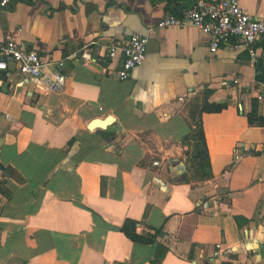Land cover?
Returning a JSON list of instances; mask_svg holds the SVG:
<instances>
[{"label": "crops", "instance_id": "crops-1", "mask_svg": "<svg viewBox=\"0 0 264 264\" xmlns=\"http://www.w3.org/2000/svg\"><path fill=\"white\" fill-rule=\"evenodd\" d=\"M239 2L264 21V0ZM192 4L0 2V43L23 28L20 44L69 77L52 93L14 65L5 72L0 264H264V39L254 61L230 43L212 52L211 37L192 26L155 28ZM136 32L150 37L147 58L123 81L115 72L124 57L111 61L107 47ZM87 46L97 62L79 57ZM192 96L210 109L189 113ZM195 119L212 173L202 181L190 180ZM126 220L155 242L129 239ZM217 243L233 252L213 262Z\"/></svg>", "mask_w": 264, "mask_h": 264}, {"label": "built area", "instance_id": "built-area-1", "mask_svg": "<svg viewBox=\"0 0 264 264\" xmlns=\"http://www.w3.org/2000/svg\"><path fill=\"white\" fill-rule=\"evenodd\" d=\"M11 0H0L1 5L7 8ZM239 0H194V4L184 8L179 14H165L155 25V28L192 26L212 39L210 50L215 52L223 44H234L236 49L248 48L254 61L258 58L255 44L264 39V21L246 13L240 7ZM23 28L8 32L5 41L0 43V94L5 87L7 77L5 72L10 65H14L23 76H32L41 79V84L50 92L57 93L64 89L69 77L60 69H51L52 64L46 61L40 53L20 44L16 36L22 33ZM128 41L114 40L107 47V56L111 61L123 56V63L115 74L120 80L131 78L133 69L142 65L147 58V47L150 37L140 33H133ZM79 57L85 62H97L91 48L84 47L79 51ZM63 63H60V66ZM240 82L239 79L234 81ZM256 99L264 105V90L256 95ZM245 151V152H244ZM248 149L239 152L236 159L247 156ZM153 165H160L158 160ZM232 247L217 243L212 261L229 256Z\"/></svg>", "mask_w": 264, "mask_h": 264}, {"label": "trees", "instance_id": "trees-1", "mask_svg": "<svg viewBox=\"0 0 264 264\" xmlns=\"http://www.w3.org/2000/svg\"><path fill=\"white\" fill-rule=\"evenodd\" d=\"M213 106L217 107V105H213ZM208 109L210 108L204 104L203 107H199L200 112L195 111V113L197 112L198 114L201 115L204 111H207ZM254 112L256 113V110ZM197 113H196V117H197ZM263 121L264 119L262 118H259L258 120V122H263ZM187 138L189 140H193L192 147L194 150L191 156V160L193 164L196 165L195 173H198V171L202 170L203 167L207 168L208 170L205 176H208L209 178L212 174L210 170V159H209L210 156H209L208 149H207L203 125L200 121H199V126L195 124L193 133L190 134L189 137ZM122 226H123L122 230L124 234L134 242H140V243H145V244H148V243L153 244L155 242L156 234L153 235L149 233L148 235L147 234L145 235V234L137 233L138 232L137 231V226H138L137 221L126 220ZM155 232L158 233L159 231H155ZM159 256H160V253H158V257Z\"/></svg>", "mask_w": 264, "mask_h": 264}, {"label": "rangeland", "instance_id": "rangeland-1", "mask_svg": "<svg viewBox=\"0 0 264 264\" xmlns=\"http://www.w3.org/2000/svg\"><path fill=\"white\" fill-rule=\"evenodd\" d=\"M185 103H186V109H187V111H189V113L194 112V111L200 112L199 107H202V103H201V101H198V99H196L195 97H193V98L190 97V100H187ZM194 122L197 126H199V120L198 119H195ZM207 170H208L207 168L203 167L202 170L198 171V173L193 172L190 175V180L191 181L192 180L193 181H202L204 179H207L208 176H205L207 173Z\"/></svg>", "mask_w": 264, "mask_h": 264}, {"label": "water", "instance_id": "water-1", "mask_svg": "<svg viewBox=\"0 0 264 264\" xmlns=\"http://www.w3.org/2000/svg\"><path fill=\"white\" fill-rule=\"evenodd\" d=\"M110 121V119H106V120H94L89 124L90 128H94L96 125H100L102 127H105L108 122Z\"/></svg>", "mask_w": 264, "mask_h": 264}]
</instances>
